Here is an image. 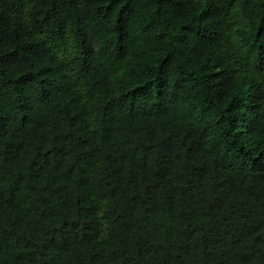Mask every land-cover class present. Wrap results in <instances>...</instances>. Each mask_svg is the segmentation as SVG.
<instances>
[{
	"label": "trees",
	"instance_id": "trees-1",
	"mask_svg": "<svg viewBox=\"0 0 264 264\" xmlns=\"http://www.w3.org/2000/svg\"><path fill=\"white\" fill-rule=\"evenodd\" d=\"M0 264H264V0H0Z\"/></svg>",
	"mask_w": 264,
	"mask_h": 264
}]
</instances>
